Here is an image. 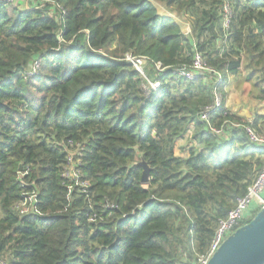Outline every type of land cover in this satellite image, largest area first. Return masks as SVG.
Returning a JSON list of instances; mask_svg holds the SVG:
<instances>
[{
  "label": "trees",
  "instance_id": "obj_1",
  "mask_svg": "<svg viewBox=\"0 0 264 264\" xmlns=\"http://www.w3.org/2000/svg\"><path fill=\"white\" fill-rule=\"evenodd\" d=\"M29 1L0 2V258L193 264L264 165V147L242 128L264 135V114L246 120L226 106L230 87L264 103V0H155L191 14L189 33L152 0ZM195 51L222 76V105L208 120L226 122L219 136L199 120L214 74L175 73ZM127 53L148 59L158 87ZM69 143L81 148L86 190L62 175Z\"/></svg>",
  "mask_w": 264,
  "mask_h": 264
},
{
  "label": "built area",
  "instance_id": "obj_2",
  "mask_svg": "<svg viewBox=\"0 0 264 264\" xmlns=\"http://www.w3.org/2000/svg\"><path fill=\"white\" fill-rule=\"evenodd\" d=\"M16 0H0V2L15 3ZM27 1L29 7L30 1ZM34 5V4H33ZM225 17L223 19V26L228 27L230 11L227 5L224 6ZM190 32V31H189ZM188 32V33H189ZM124 59L129 61L140 73L146 78L149 88L155 89L159 86V82L156 80H151L145 75V66L147 63V58L144 56H134L131 53H127L124 56ZM39 65V60H34L29 69L25 71V75L31 76L34 74L35 69ZM156 70H161L159 64L155 65ZM175 73L179 76L187 79H194L200 76H203L206 73L214 74V86L212 89V101L210 104L202 108L199 113V120L208 124V129L214 135H221L226 129V122L222 124L221 127L215 128L209 124L210 115L218 110L222 105V95L216 89V85L222 81V76L213 68L208 67L200 52L195 51L192 57V60L189 65H182L175 69ZM232 127L236 124L227 122V125ZM242 128L247 136L248 141L256 147H264V135L258 134L255 129L250 125V123H245L242 125ZM73 147L72 143H69ZM69 154L68 161L63 169V177L69 178L74 184H77L82 190L88 188V183L81 178L80 172V161L79 157L81 155V148L79 145H76L71 149ZM69 189L72 186H68ZM35 200V195H25L23 200L18 204L21 207L20 212L25 213L32 208V201ZM264 206V165L257 173L251 184L247 187L246 193L238 197L233 208H231L227 215L220 219L218 226L214 232V235L211 239L210 246L205 254H202L197 257L193 264H206L210 255L216 250V248L221 244V242L229 235L233 230H235L241 224L246 223L250 220L253 215ZM90 220H94V217H91ZM0 264H5L4 260L0 258Z\"/></svg>",
  "mask_w": 264,
  "mask_h": 264
},
{
  "label": "water",
  "instance_id": "obj_3",
  "mask_svg": "<svg viewBox=\"0 0 264 264\" xmlns=\"http://www.w3.org/2000/svg\"><path fill=\"white\" fill-rule=\"evenodd\" d=\"M137 165L142 167L140 181L146 183L150 168L142 158ZM206 264H264V206L227 235Z\"/></svg>",
  "mask_w": 264,
  "mask_h": 264
},
{
  "label": "rangeland",
  "instance_id": "obj_4",
  "mask_svg": "<svg viewBox=\"0 0 264 264\" xmlns=\"http://www.w3.org/2000/svg\"><path fill=\"white\" fill-rule=\"evenodd\" d=\"M212 1L213 0H207V2L201 4L200 6L207 8L209 5H211ZM152 2L159 14L172 17L174 21H176L179 24L183 32L188 33L190 31L191 23L193 21V16L191 14L187 13L186 11L176 12L165 2L155 1V0H152ZM197 2L199 5V0H197ZM26 7H28V5ZM239 10L240 7L237 8V11ZM251 100L253 99L249 95L244 94L242 90H237L234 87H230L227 95L226 105L228 106V108H232L233 110H235L233 112L242 111L248 114H250L252 108H254L251 113L252 115L257 110L256 107H254V101ZM175 153L177 155L181 154L180 147L175 149Z\"/></svg>",
  "mask_w": 264,
  "mask_h": 264
},
{
  "label": "crops",
  "instance_id": "obj_5",
  "mask_svg": "<svg viewBox=\"0 0 264 264\" xmlns=\"http://www.w3.org/2000/svg\"><path fill=\"white\" fill-rule=\"evenodd\" d=\"M16 5L19 6V7H26L27 6V1L26 0H17L16 2ZM251 101H254V107H256V110L255 112H258V113H261V114H264V104H261L259 101L257 100H251ZM227 106V105H226ZM228 107V106H227ZM232 112L235 111L233 110L232 108H229ZM254 108H252V111H253ZM251 111V113H252ZM235 113H237L239 116H242L243 118H245L246 120H249L251 118V113L248 114V113H245V112H242V111H236Z\"/></svg>",
  "mask_w": 264,
  "mask_h": 264
},
{
  "label": "bare ground",
  "instance_id": "obj_6",
  "mask_svg": "<svg viewBox=\"0 0 264 264\" xmlns=\"http://www.w3.org/2000/svg\"><path fill=\"white\" fill-rule=\"evenodd\" d=\"M165 8V7H164Z\"/></svg>",
  "mask_w": 264,
  "mask_h": 264
}]
</instances>
